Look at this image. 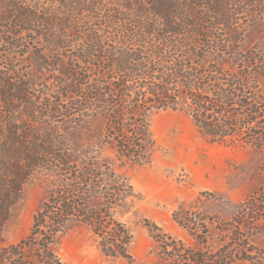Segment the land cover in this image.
Masks as SVG:
<instances>
[{"label": "trees", "instance_id": "16d2710c", "mask_svg": "<svg viewBox=\"0 0 264 264\" xmlns=\"http://www.w3.org/2000/svg\"><path fill=\"white\" fill-rule=\"evenodd\" d=\"M47 1L41 6L39 0H0V45L14 49L22 46V34L36 35L40 48L27 54L36 70L35 84L43 70L53 72L51 81L59 84L58 95L67 103L69 116L82 119L88 110H99L119 157L133 165L146 163L152 148L148 116L153 111H183L187 101L194 123L210 142L242 141L264 148V99L248 101L244 91L255 90L247 72L227 74L222 69L225 63L234 68L238 61L246 66L250 62L233 61L216 44L222 37L219 27L234 42L229 5L250 9L261 0H110L113 9L101 20L89 15L98 0ZM104 32L112 35L106 46ZM206 72L218 76L211 86L204 81ZM33 84L22 77L0 79V235L22 185L35 170L53 161L61 181L34 214L29 233L17 243L0 246V264H64L56 243L78 223L90 228L104 256L129 258L131 234L114 212L132 195L131 186L108 167L77 162L59 137L52 138L54 133L30 137L21 122L37 124L51 109L40 108ZM174 220L196 233L192 227L198 222L191 216L176 213ZM155 229L152 235L166 259L213 264L206 253L184 249Z\"/></svg>", "mask_w": 264, "mask_h": 264}, {"label": "rangeland", "instance_id": "374dc122", "mask_svg": "<svg viewBox=\"0 0 264 264\" xmlns=\"http://www.w3.org/2000/svg\"><path fill=\"white\" fill-rule=\"evenodd\" d=\"M39 1L41 6L48 5L47 0ZM109 2L98 0L94 5L97 8L89 15L105 18L107 10L113 9ZM228 10L233 19L234 42L219 27L217 33L222 37L216 44L228 53L233 49V53H226L229 58L234 57L233 61L246 58L250 65L238 61L240 66L237 63L232 68L225 63L222 69L227 74L248 73L255 91L244 92L253 103L256 96L264 99V0L250 9L246 5H229ZM219 19L225 20V16ZM111 36L110 32L102 34L105 46ZM19 42L22 46L14 49L0 45V79L32 80V92L38 96L40 108L46 105L51 108L45 115L41 110V122L37 124L21 122L30 131V137L54 133L52 138L59 137L63 148L77 162L108 167L132 189V195L114 212V217L131 234L129 258L104 256L90 228L78 223L56 243V253L64 264H185L182 258L166 259L152 235L151 231L157 233L155 227L169 241L182 244V248L206 253L213 264L222 260L224 264H264V148L257 150L242 141L235 145L210 142L194 123L192 104L187 101L183 111L151 112L146 120L152 140L148 161L133 165L118 156L106 137L107 124L99 110H88L80 116L82 119L69 116L67 103L58 95L59 84L51 81L53 72L43 70L35 84L36 70L27 54L40 48V39L25 33ZM63 53L64 59L70 51ZM205 76L209 86L218 78L208 72ZM55 107L58 111L53 110ZM50 162L35 170L22 185L20 197L0 235V246L17 243L29 233L34 214L60 184L61 172ZM176 213L198 222L192 227L197 228L194 235L178 225L174 220Z\"/></svg>", "mask_w": 264, "mask_h": 264}]
</instances>
